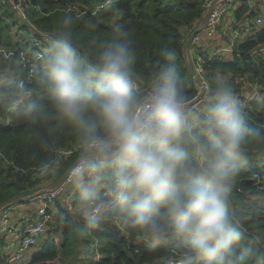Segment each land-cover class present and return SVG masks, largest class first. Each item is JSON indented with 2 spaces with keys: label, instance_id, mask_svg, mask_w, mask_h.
I'll list each match as a JSON object with an SVG mask.
<instances>
[{
  "label": "clouds",
  "instance_id": "obj_1",
  "mask_svg": "<svg viewBox=\"0 0 264 264\" xmlns=\"http://www.w3.org/2000/svg\"><path fill=\"white\" fill-rule=\"evenodd\" d=\"M71 24L72 17L65 16L49 37L45 70L51 107L57 122L74 131L82 151L112 168V206L124 225L150 247L171 236L190 264H232L241 236L232 192L249 154L264 152V133L249 126L230 81L218 74L202 85L204 113L194 134L190 93L174 50H162L141 97L129 33L114 20L94 61L85 64ZM44 118L46 111L33 106L31 119ZM98 167L85 155L68 173L75 170L78 179ZM51 171L47 163L39 167L41 176ZM83 196V223L75 230L88 235L100 217L87 203L91 194Z\"/></svg>",
  "mask_w": 264,
  "mask_h": 264
},
{
  "label": "trees",
  "instance_id": "obj_2",
  "mask_svg": "<svg viewBox=\"0 0 264 264\" xmlns=\"http://www.w3.org/2000/svg\"><path fill=\"white\" fill-rule=\"evenodd\" d=\"M261 1L241 0L236 9V19L252 20L263 15L264 9L251 5ZM34 2L42 8V12L33 11L31 17L42 30L53 33L65 16L72 17L73 43L85 64L94 61L103 41L110 34L113 21L119 23L132 38L138 56L134 78L140 96L142 90L149 88L165 48L176 52L184 87L190 93L188 101L198 94L199 87L187 68L183 47L205 14V0H120L97 12L95 9L105 0ZM0 11V77L11 76V82L0 88L2 206L54 184L80 154L60 159L54 164L60 150L79 142L71 128L60 125L56 120L47 91V55L33 58L36 48L32 45V29L25 26L23 32H20L16 29L19 23L17 15L9 9L0 8ZM24 32L28 33L29 38L25 37ZM259 47H264V28L256 29L238 40L236 49L240 56L224 55L208 63V78L222 74L233 86L234 76L247 75L252 81L264 86V51L258 56L251 55ZM233 90L237 91L235 86ZM16 104L17 108L9 113V109ZM35 105L46 111V118L35 121L31 119ZM241 105L249 126L264 133V98L244 100ZM204 106L189 116L199 119L204 113ZM199 131V125L193 128L194 134ZM44 163L53 165V168L49 175L41 176L38 169ZM112 171L107 163L99 166L100 183L111 181ZM255 174L259 178H255ZM83 179L88 182L92 178L85 173ZM75 183L68 187L65 195L60 196L62 200L59 197L49 207L51 219L37 245L38 250L34 251L35 247L27 259H17L11 264H190L187 255L171 236L150 247L132 235L116 208L103 211L97 230L91 234L78 233L75 227L83 223L79 212L85 202L83 192L91 194L92 199L87 201L91 207L94 200L105 199L102 189L94 187H81L70 196ZM40 199L36 197L17 205ZM69 203L73 209H70ZM232 211L241 232L239 241L234 245L232 264H264V152L250 153L247 163L238 174L232 192ZM95 239L100 243L91 250ZM18 241L19 238L9 231L0 232V264H9L16 252V248L9 247V244ZM91 251L101 258L97 260Z\"/></svg>",
  "mask_w": 264,
  "mask_h": 264
},
{
  "label": "built area",
  "instance_id": "obj_3",
  "mask_svg": "<svg viewBox=\"0 0 264 264\" xmlns=\"http://www.w3.org/2000/svg\"><path fill=\"white\" fill-rule=\"evenodd\" d=\"M116 1L120 0H105V2L99 5L95 10L96 12L100 11ZM213 1L214 0H205V13ZM240 1L241 0H218L213 7L209 19H207L206 22L201 20L196 27L197 33L195 34L189 48V57L194 69L200 77L202 85L206 82V80H209L207 71L208 63L224 55L232 57L233 55L237 54L240 56V52L236 49L238 40L250 35L256 29L264 28L263 14L255 17L252 20L245 18L240 21L235 20V24L230 30H228V32H220L219 28L217 27L218 23L231 12H234V16L236 17L235 13L237 12L236 9ZM251 5H258L260 8L264 9V0L259 3H252ZM31 7H33L37 12H42V8L36 4L34 0H0L1 9H9L12 13L17 15L19 23H17L16 28L20 32H23L25 26H28L32 29V45L36 48V50L33 52V58L39 59L48 55L47 46L52 32L42 30L33 22L31 17L33 11L31 10ZM77 12L82 13L83 11L77 10ZM1 15L2 12L0 11V16ZM225 34H228L229 39L221 44V38ZM263 51L264 47H259L252 51L251 55L258 56ZM1 52L2 50H0V53ZM10 82L11 76L3 75L0 77V88L6 86ZM232 83L237 89V91L234 90V92L239 97L241 104L244 102V100H262L264 98V86H262L259 82L252 81L247 75L234 76ZM147 91L148 89L142 90L141 97L146 96ZM201 95L202 89L199 87L198 94L193 99L188 101V115L204 106V100L201 98ZM16 108L17 104L9 109L8 112L11 113ZM190 122L193 128L199 125V119L190 117ZM77 153L80 154L79 158L82 157V160L85 155L91 157L97 156L92 153L86 154L82 151L80 144L76 143L71 147L60 150L57 155L58 159L54 161V164H57L60 159H68ZM95 161L99 164V166L106 164L105 161ZM49 165L52 169L53 165ZM98 170L99 167L93 168L91 171H86L85 173H88L89 177H95L98 174ZM257 177L259 178V175L255 174V178ZM75 181L76 173L75 170H73L72 173L68 174L65 183L60 188L40 194L38 197H40L43 201L42 207L35 213H27L25 217L17 224L13 223L12 221V211L17 204H11L2 209L0 212V232L9 231L16 238H19L18 242L9 244V247L13 246L16 248L15 255L10 259L9 264L17 259H27L29 253L35 247H37L39 241L44 236L46 225L51 219V216L48 214L49 207L54 205L60 196L65 195L68 192V187L74 184ZM79 188H81V186L78 188L75 187L74 190L70 192V196H73ZM101 189L105 201H100L99 199L92 202V208L99 217L103 211L115 209L112 206L113 195L111 190V181L103 182ZM69 207L70 209H73V205L71 203L69 204ZM99 243V240L95 239L91 250L95 249ZM92 255L94 256L95 254L92 252ZM95 258L99 260L101 256L95 255Z\"/></svg>",
  "mask_w": 264,
  "mask_h": 264
},
{
  "label": "water",
  "instance_id": "obj_4",
  "mask_svg": "<svg viewBox=\"0 0 264 264\" xmlns=\"http://www.w3.org/2000/svg\"><path fill=\"white\" fill-rule=\"evenodd\" d=\"M218 0H214L211 4V6L209 7V9L206 11L205 15L203 16V22H206L207 19H209V16L213 10V7L214 5L216 4ZM197 33V29L190 35V37L188 38V40L184 43V47H183V54H184V58H185V61H186V65H187V68L189 69L192 77L194 78L196 84L198 85V87H200L202 89V83L200 81V77L198 76L196 70L194 69V66L190 60V57H189V48L191 46V43H192V40L195 36V34ZM91 157V156H90ZM92 158L94 160H98V161H104V159L100 156H96V157H93ZM77 160H82V157L77 159ZM67 173V175H65ZM68 169L61 175V177L59 178L58 181H56L54 184L50 185L49 187L47 188H44V189H41L29 196H25V197H21V198H18V199H14V200H11L7 203H5L4 205L0 206V212L2 211V209L8 205H11V204H19V203H22V202H25V201H29V200H32L38 196H40V194L42 193H45V192H49L50 190H56L58 188H60L64 183H65V180H66V177L68 176ZM61 178H63V181L61 182Z\"/></svg>",
  "mask_w": 264,
  "mask_h": 264
},
{
  "label": "crops",
  "instance_id": "obj_5",
  "mask_svg": "<svg viewBox=\"0 0 264 264\" xmlns=\"http://www.w3.org/2000/svg\"><path fill=\"white\" fill-rule=\"evenodd\" d=\"M235 20H237L236 19V17L235 16H232V17H230V20L228 21V20H226L227 22H229V24L226 26V25H224V24H222V27H223V29H219L220 30V32H228V26H230V25H234L235 24ZM228 39V34H225L222 38H221V43H223V40H224V42L226 41ZM102 166H105V165H102ZM80 177H82V179L80 180V182H78V183H75V185H74V188L76 187V188H78L79 186H81V187H83V184H85L86 182L84 181V179H83V175L82 176H80ZM71 186H69V188H70ZM99 190H101V188L99 189ZM60 199L62 200V197H60ZM41 201H42V199H40ZM40 200H34V201H32V202H30V203H28V204H26V206H23L21 209H20V211H18V213L16 214V215H14L13 214V220L16 222V223H18L19 221H21L24 217H25V215L27 214V213H30V212H37L41 207H42V202L40 201ZM28 205H31V207H27ZM20 207V206H19ZM17 208H18V206H15V208L13 209V211L14 210H17ZM13 211H12V213H13ZM13 221V222H14Z\"/></svg>",
  "mask_w": 264,
  "mask_h": 264
},
{
  "label": "rangeland",
  "instance_id": "obj_6",
  "mask_svg": "<svg viewBox=\"0 0 264 264\" xmlns=\"http://www.w3.org/2000/svg\"><path fill=\"white\" fill-rule=\"evenodd\" d=\"M31 10L32 11H35V9L33 8V7H31ZM232 16H234V12H231L229 15H227L226 17H224L222 20H220V22L218 23V25H217V27L219 28V29H223V27H222V24H224V25H228L229 24V22H227L226 20H230V17H232ZM255 18V17H254ZM232 26H233V24L232 25H230V26H228V30H230L231 28H232ZM17 29V28H16ZM196 30V29H195ZM194 30V31H195ZM193 31V32H194ZM192 32V33H193ZM25 33V37L26 38H29V36H28V33H26V32H24ZM191 33V34H192ZM90 178H92V179H89V181L88 182H86L85 184H83V187H87V188H89V189H91V187H94V188H96V189H100V188H102V183H100L102 180L101 179H99L98 178V174L93 178V177H90ZM82 179V177H79L78 179L76 178V183H78V182H80V180ZM73 189V187L71 188V190ZM71 201V200H70ZM67 203V202H66ZM70 204V203H69ZM91 205V204H90ZM18 206V208H17V210H14L13 211V214L14 215H16L17 213H18V211H20V209L23 207V206H26V204H23V205H21L20 207H19V205H17ZM27 207H31V205H28ZM49 228V227H48ZM47 228V229H48ZM38 248L39 247H36L35 249H34V251H37L38 250ZM31 254H32V252L30 253V256H31Z\"/></svg>",
  "mask_w": 264,
  "mask_h": 264
}]
</instances>
